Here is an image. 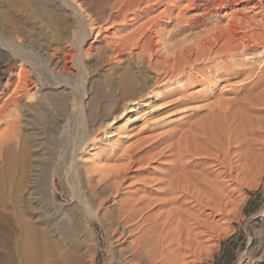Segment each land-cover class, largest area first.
Wrapping results in <instances>:
<instances>
[{
  "label": "bare ground",
  "instance_id": "6f19581e",
  "mask_svg": "<svg viewBox=\"0 0 264 264\" xmlns=\"http://www.w3.org/2000/svg\"><path fill=\"white\" fill-rule=\"evenodd\" d=\"M24 1L31 13L47 17L51 28L62 26L71 28L74 34L82 32L78 46L83 56L93 53L97 60L112 66L110 75L106 73L107 89L84 102L91 126L108 117L105 115H109V119L98 123L96 129H90L91 135L71 147L67 155L71 169L78 168L79 153L97 143L94 140L100 128L109 129L116 120L137 110L140 105L137 99L142 97L143 105L153 106L168 96L179 95L169 102H161V105L170 103L168 109L181 110L183 118L178 115L181 120L174 122L170 130L160 131L161 134L155 133L145 140L140 136L138 139L143 141L135 140L133 146L130 144L132 147L120 148L121 152L105 156L98 153L99 158H96L101 164L103 158L114 155L121 162L103 167L99 174L91 171L92 164L87 165L90 170L86 166L83 174L77 171L78 176L83 177L85 189H82L83 198L77 201L80 212H94V219L106 228L114 241L127 240L128 249L124 253L122 250L123 264H197L203 255L211 256L216 246L213 237L228 230L223 223H218L216 216L230 213L237 202L236 185L253 171L264 155V0H183L187 4L178 8L174 19L171 17L173 29L167 34L156 33L154 24L146 30L140 26L138 35L126 32L124 37H109L111 39L105 41L100 36L103 25L100 22L105 18L106 7L111 10L109 18L136 21L140 11L161 0H81L75 9L71 5L79 13L78 26L76 20L66 21L64 10L55 5V0ZM62 1L67 9L71 7V3ZM188 10L194 13L188 14ZM92 32L94 39L88 41L86 37ZM66 41L65 46H68ZM131 46L137 51L133 52ZM62 51L61 67L71 73V48ZM55 52L53 49L50 54ZM199 63H204L203 68H197ZM5 71L0 69V93L8 81ZM196 82L202 89L189 94L188 88ZM219 82L224 86L217 93L215 88ZM30 83L26 80L24 86ZM207 85L210 90L204 91ZM212 97L215 100H211ZM15 101L16 97L9 98L1 109ZM193 102L200 104L191 107ZM17 113V118L9 114L12 119L6 120L10 132L0 135L1 163L7 159L9 144L17 136L20 110ZM25 126L28 127L26 123ZM103 135L110 144L112 134ZM26 164V198L40 205L39 196L45 195L51 205L54 199L52 190L48 191L47 187L52 183L53 173L49 172V166L35 154L27 158ZM26 206L31 214L51 218L43 224L60 227V233L67 231L68 224L54 211L47 212L48 209L45 214L40 212L41 206L33 208L29 202ZM27 221L32 226L33 222ZM28 232L24 233L26 239L31 236ZM38 238L44 243L47 241L43 232ZM68 256L71 264H83L81 253L70 252ZM41 258L42 264L60 262L59 257L58 261L50 262L46 252Z\"/></svg>",
  "mask_w": 264,
  "mask_h": 264
},
{
  "label": "rangeland",
  "instance_id": "374dc122",
  "mask_svg": "<svg viewBox=\"0 0 264 264\" xmlns=\"http://www.w3.org/2000/svg\"><path fill=\"white\" fill-rule=\"evenodd\" d=\"M59 1L55 0V5L64 10L66 21L72 23L76 20L78 26L79 13L74 9L76 3L79 5L81 0H71L73 3L66 0L71 3L70 6H74V9L72 6L67 9L63 4L64 1ZM184 4L187 3L183 0H161L155 5L154 3L150 4L145 11H140L136 21H127L126 19L124 22H121L116 16L109 18L108 13L111 10L106 7V13H103L105 20L100 22L101 25L103 24L100 36L105 41L106 38H108L106 40L111 39L109 37H124L126 32L128 34L134 32L135 35H138L141 32L139 31L140 26L141 29L146 30L154 24L153 28L156 33L163 35L165 32L167 34L173 29L171 25L174 24L173 19L179 12L178 8L182 9ZM27 6L24 0H0V69L4 68L8 77L7 83L3 86V93H0V135L4 132L9 133L11 130L6 120L12 119V116L15 118L19 114L17 113L19 110V116H21L16 127L17 136L9 144L10 153L6 160L0 162V264H42L41 256L44 252L50 257L48 258L50 262L52 259L58 261L57 259L60 258L59 264H71L68 254L75 251L82 254L83 264H123L122 254L124 250L128 249L126 248L127 240L126 242L114 241L106 228L96 218L94 219V212L91 214L87 211L80 212L77 201L79 198H83L82 193L85 189L82 186L84 184L83 177L81 174L79 177L77 171L83 174L86 166L94 163V165H98H91L92 169L88 166L87 168L91 169L94 174H99L103 167L118 165L121 162L116 160L117 155H114L115 157L103 158L101 164L98 153L105 156L118 150L121 152L131 143L133 146L135 140L136 142L143 141L154 137L155 133L159 135L160 131L164 133L163 131L170 130L174 122L183 118L182 115L180 116L179 108H167L170 105V103L168 104L169 100H173L179 95L174 94L164 99L168 101L166 104L162 103L164 107L161 105L164 100L156 103L158 107L157 105H143L142 97L139 98L140 101L137 99L136 101L140 104L137 110L116 120L109 129L100 128L99 134L94 140L97 143L89 145L79 153L78 168L71 169L67 156L72 150L71 147L77 145L82 138L91 135L90 129H96L98 123L109 119V115H105L108 117L94 122L91 126L85 115L84 102L99 96L105 88L107 89V74L110 75L112 66L105 63L104 60H97L93 53L89 57L83 56L78 46L82 32H76L78 34L76 35L71 28L64 29L62 26H57V29L51 28L47 17L31 13V9H28L30 7ZM164 9L170 11L165 12ZM169 12L170 14H168ZM187 13L191 14L194 11L188 10ZM93 35L94 32L86 37L88 41L94 39ZM63 37L68 40L66 41ZM65 41L69 42V47L65 46ZM62 44L64 49L71 48L72 57L69 64L71 73L61 67L64 61ZM130 48L132 51H137L132 46ZM53 49L56 52L51 55L50 52ZM203 64L199 63L197 68H203ZM106 67H109L108 70ZM26 80L32 83L28 87L24 86ZM233 80L237 81V79ZM217 84L215 91L219 93L224 83ZM198 88L202 89L196 82L188 88L187 92L189 94L198 92ZM209 90V85H207L204 91ZM146 92L150 93L149 90ZM11 97H16L15 104L8 102L4 109H1L4 102ZM202 99L200 103L204 102ZM211 100H215L214 97ZM195 104L198 107V102H193L191 107H195ZM150 109H153V112L150 113ZM171 111L173 112L171 113ZM9 114L12 116L9 117ZM178 115L181 118H177ZM25 123L28 127L25 126ZM108 131L112 134L110 144L105 139L106 135H103L109 133ZM140 136L143 140L138 139L141 138ZM34 154L42 158L49 166V172L53 173L52 183L50 185L48 183L47 187L48 191L52 190L51 194L54 200L51 205L47 203V199L45 200V195L39 196L40 205L32 203L26 198L28 197V179L24 176L26 163L27 158H31ZM65 158H67V162H65ZM99 160L100 162H98ZM254 169V172L246 175V178L236 185L234 196L237 202L231 207L230 213L227 216H216L218 223H223L222 225L227 226L228 230L220 231L213 237L212 242H215L216 246L212 255L208 257L203 255L202 260L200 259L197 264H264V155L258 159ZM94 170L97 172L95 173ZM75 173L76 178L73 176ZM28 202L33 208L37 206L36 208L39 209L41 206L39 209L41 213L47 214V212L54 211L55 215L61 217V221L68 224L67 231L60 233L58 231L60 227L43 224V221L50 222L51 218L40 216L41 214H31L26 206ZM46 210L48 211L46 212ZM22 218H26V220L24 221ZM27 220L33 222L32 226ZM26 231L31 234L28 239L24 237ZM57 231L59 235L55 233ZM41 232L46 236V243L38 238Z\"/></svg>",
  "mask_w": 264,
  "mask_h": 264
}]
</instances>
